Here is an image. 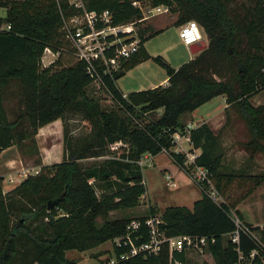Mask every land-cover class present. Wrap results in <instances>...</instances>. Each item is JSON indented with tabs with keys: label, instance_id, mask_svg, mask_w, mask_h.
Returning <instances> with one entry per match:
<instances>
[{
	"label": "trees",
	"instance_id": "1",
	"mask_svg": "<svg viewBox=\"0 0 264 264\" xmlns=\"http://www.w3.org/2000/svg\"><path fill=\"white\" fill-rule=\"evenodd\" d=\"M82 1L87 10H109L112 24L134 22L136 26L138 50L121 59L113 73L102 75V85L115 103L110 107L88 92L93 78L65 37L63 18L78 12L68 0H0V8L5 9L0 26L9 25L0 31V151L15 145L24 157L38 154V128L58 118L65 120L67 115H80L88 130L73 140L64 125L63 159L28 173L6 193L0 177V264H78L66 257V251L89 250L123 235L131 217H111L110 213L141 203L146 192L141 157L166 150L186 173L183 154L171 150L175 146L172 134H185L181 116L216 96L224 95L244 120L250 159L253 153L264 154V0L242 2L232 8V16L227 14L226 0H149L150 6H168L179 22L196 20L207 36V47L177 68L146 51L145 41L160 29L137 26L142 11L132 5L133 0ZM45 47L59 52L47 66L41 63ZM222 58L228 60L229 71L219 75L216 64ZM148 59L165 69L168 83L123 97L115 81ZM260 91L263 103L255 106L250 98ZM8 95L17 97L12 117L5 105ZM189 139L192 148L200 149L195 163L208 170L222 201L214 202L197 184L201 197L192 208L165 207L157 232L165 237H213L206 250L216 264H235L239 255L248 261L252 250L257 251L252 262L264 264L259 239L242 231L238 242L230 237L236 229L233 213L242 219L237 206L264 182V173L223 164L219 138L206 124L189 129ZM26 140L31 142L25 144ZM88 158L100 160L83 164ZM35 161L40 163L38 157ZM244 184L247 188L237 194L233 187L240 189ZM56 198L55 206L48 209V201ZM155 213L149 206L145 216L136 217L141 221L136 243L149 239L144 220L156 217ZM244 224L258 232L264 243V225ZM126 250L127 246L115 245L114 256ZM184 252L170 256L167 242H162L156 253L117 259L113 264H176L174 260L185 264Z\"/></svg>",
	"mask_w": 264,
	"mask_h": 264
},
{
	"label": "rangeland",
	"instance_id": "2",
	"mask_svg": "<svg viewBox=\"0 0 264 264\" xmlns=\"http://www.w3.org/2000/svg\"><path fill=\"white\" fill-rule=\"evenodd\" d=\"M142 5V9L144 10L145 14L148 16L150 13L147 10L152 7L149 4V0H136ZM247 3L248 0H226V10L229 16H232V8L236 7L240 3ZM169 8V7H168ZM5 15V9L0 8V16ZM159 21L160 26L162 29L158 32V34L150 37L148 40L145 41V46L149 49V51L154 52L153 54L162 56L165 61L172 67H178L184 62L187 61L186 53L187 47H185L179 40L178 36V28L174 25L179 22V17L177 13L171 12L169 9L167 12H163L160 14H156L153 16H149L147 19L139 22L137 24L138 27H150L156 28L154 22ZM185 21L179 22V27L185 23ZM137 27V28H138ZM202 39L206 40L208 43V39L206 34L202 30ZM197 55V54H195ZM50 58H41V63L43 66L48 65V59ZM149 64L153 65L155 71L149 72L150 75H156L157 70L164 71L162 66H160L155 61H149ZM217 69L219 70V75L226 74L225 71H229V63L226 58H222L216 64ZM214 77L218 78V74L215 72L212 74ZM12 88V87H11ZM88 92L93 95L95 98L99 99L103 106H113L115 105L114 101L111 99L110 95L104 89V87L96 82H92L90 85L87 86ZM17 97L13 95H8L7 99L5 100V105L7 107V111L10 117L13 116L14 112L17 110ZM220 103L219 98L213 99L211 102L206 103L202 106V109L208 111L210 113L216 110V106ZM201 108V106L199 107ZM198 108V109H199ZM190 113H185L181 116V121L187 125V119L189 123L191 122L192 116ZM190 114L192 117H190ZM185 116H188L186 118ZM73 121L70 122L72 128H78L79 132L86 131L87 124L82 122L80 119V115L75 117ZM185 130V128L183 129ZM77 131V132H78ZM78 132V133H79ZM249 139V133L246 127L244 120L238 115L236 110L232 107L231 112L229 114V120L227 126L223 128V130L219 133L218 142L223 149V156H222V163L231 165L235 169H243L250 173H264V154L263 153H253L252 160L250 159L251 150L247 149L245 146L246 141ZM184 140L183 137L180 138V141ZM31 142L30 140H26ZM187 144H185V147ZM39 156V154H33L31 157ZM30 157V156H27ZM164 155L158 156L155 162H159L157 165L150 162V160H144L142 162L141 170L143 174V178L147 184V189L150 194L151 202H156L155 205L158 206L160 210L164 208V204L173 205V204H183L186 206H191L193 203L192 198H194L195 194H200V188L192 181V179L187 175L184 179L175 178L173 180L174 186L166 184V178L161 168V159ZM36 159V158H34ZM149 162V163H148ZM171 163V162H170ZM88 164V163H87ZM172 165L174 164L171 163ZM33 173V172H31ZM248 184V183H247ZM247 184L242 185V187L236 188L235 192L240 194L247 188ZM99 192V191H98ZM226 197V195L224 196ZM154 205V204H153ZM148 203H146V196L141 198V203L133 208L127 209L124 211H116L111 212V217L127 215L131 217V219L139 216H145L148 213ZM155 210V216L159 219L161 213ZM239 211L241 212L243 223L249 224H258L259 226L264 225V182L260 185L259 188L255 189L248 197H246L243 201L239 203ZM256 237L259 241L264 245V243L260 240L259 233L254 232ZM114 242L113 240H108L92 249L84 250V251H77V250H68L66 251V257L73 258L77 260L78 264H108L111 260L114 259ZM185 264H216L213 256L210 254L209 251H205L204 253H197L193 250H185L184 252Z\"/></svg>",
	"mask_w": 264,
	"mask_h": 264
},
{
	"label": "built area",
	"instance_id": "3",
	"mask_svg": "<svg viewBox=\"0 0 264 264\" xmlns=\"http://www.w3.org/2000/svg\"><path fill=\"white\" fill-rule=\"evenodd\" d=\"M68 3L78 12L63 18V31L65 37L69 40L76 58L84 63L85 71L93 78L94 82L102 85L103 74L110 75L113 73V71L119 67L121 59L128 58L138 50L139 39L136 26L134 22L112 24V15L109 10L105 9L100 12L87 10L82 0H68ZM132 5L139 7L142 11V18L139 19L138 22L147 19L149 16L168 11V6L156 5L147 10V12L150 13L147 16L142 9V5H140L138 1L133 0ZM2 29H9V25L2 24L0 26V31ZM178 36L180 42L185 47H188L202 39V28L196 20L190 19L179 27ZM58 55V51L53 52L49 47H45L41 58L44 59L50 56L48 62L51 63ZM122 96L126 97V94H122ZM181 137H183L187 143L191 144L188 127H185V134H181L179 131L172 134V140L175 145L179 146L177 152L184 156L183 165L186 168V174L196 185L199 184L200 187L204 188L208 196L214 202L220 203L222 198L214 188L208 170L204 166L196 164L194 161L198 153L195 150H186L182 148L180 143H178ZM163 151L167 153L166 150ZM139 164H141L140 161ZM37 172L38 169L33 171L32 174ZM165 178L167 185L173 184L171 175L166 174ZM233 220L236 225V229L230 235L233 242H238L239 231L258 240L250 226L244 224L234 213ZM158 222L159 219L157 217L146 218L144 224L147 227L149 239L136 243L135 241L139 240L141 237V221L135 218L131 219L126 224L125 233L112 239L116 246H127V250L120 253L118 257L114 256V259L108 264H113L117 259L124 260L138 254L156 253L162 242H167L170 256L174 251L181 252L185 250L204 253L208 244L214 242L213 237L204 235L181 234L165 237L162 232H157ZM158 237H161V239ZM256 253V250H252L248 261L239 255V259L235 264H254L252 259ZM174 261L176 264H181L178 260Z\"/></svg>",
	"mask_w": 264,
	"mask_h": 264
},
{
	"label": "crops",
	"instance_id": "4",
	"mask_svg": "<svg viewBox=\"0 0 264 264\" xmlns=\"http://www.w3.org/2000/svg\"><path fill=\"white\" fill-rule=\"evenodd\" d=\"M153 26H156V28H151V29H162L158 20L157 22H154ZM176 27L179 30V26H176ZM204 41L207 45L206 40ZM144 47L146 51L148 52V54H150L151 56H155L153 54L154 52L149 51V49L145 46V43H144ZM194 56L195 54L191 53L187 47V53H186L187 58L186 59L187 60L192 59ZM151 60L152 59H148V60L139 62L132 68L126 70L124 74L115 81L116 86L122 92V94L127 95L131 91L153 88L158 85H166L168 83L167 82L168 78L166 76L165 69L163 67H162L164 69L163 72L157 70L158 72L155 76L154 75L149 76L150 71H153V73L155 71V68H153V65L149 64V61ZM173 68H177V67H173ZM215 98L216 99L219 98L221 104H218L216 106V110H214V112L210 113L208 111H205V109H202V106L204 104L211 102ZM250 101L255 106L262 104L263 103V93L260 91L252 95L250 98ZM206 103L200 105L201 108H199L200 107L199 106L198 107L199 109L196 108L195 110L192 111L191 114L192 116H194V118L190 114V117H192L191 119L193 120H191V122L189 123V120L187 119L186 127L191 129L201 124H206L210 128L211 132L219 138V133L223 130L225 126H227V123L229 120V114L231 112L232 106H230V104L226 102V97L224 95L216 96L212 98L211 100L207 101ZM75 117L76 116L74 115H67L65 120L58 118L38 128L37 133L35 135V140H36V144L38 148V154H39L38 158L40 159V163H37L35 161L34 158H37L36 155H34V157L22 156L15 145H12L0 151V177L3 178L2 188H3L4 193L10 191L15 186H17L25 178V176L28 173L35 171L36 169H38L39 167L43 165H50L52 163L60 162L63 159L64 143H65L64 136H63L64 125H65V128L67 127L68 136L72 137L73 140H75L80 135L78 128H75V127L72 128L71 127L72 125L70 124L71 121L76 119ZM185 117L188 118V116H185ZM87 132L88 130L82 132L81 134H84ZM180 142H181L180 145L182 148L186 150H195L197 153L200 152V149L192 148L191 144L187 143L185 139L181 140ZM185 144H187L186 147H185ZM178 148L179 146L175 145L171 148V150L177 152ZM161 155H164V157L162 158L165 160V162H167L166 164H164V161H162L161 159L162 165H160L161 168L159 169L160 171L163 172V174L171 175L173 180L175 178L184 179L185 176L187 177L186 173L183 172L176 165V163L170 158V156L164 151L159 152L156 155H150L147 153L144 154L140 159V162H141L140 165H142V162L144 160H148V161L150 160V162L154 163V165H157L159 162H155V160L156 158H158V156H161ZM100 158L83 159L82 163L90 164L94 161L100 160ZM170 162L171 163L174 162V164L172 165ZM143 182L146 186V192L144 194V197L146 196V203H148L149 206L156 208V210H158L159 213H161L164 210V208L167 206L183 205L180 203L173 204V205L164 204V208L160 210L158 206L155 205L156 202L154 203L151 202L150 194L148 192L147 184L144 178H143ZM174 184L175 183H173L172 186H174ZM200 197H201V191H200V194H195L194 198H192L193 202L199 199ZM192 205L193 203L191 204V206H186V205H183V206L192 208ZM237 209L239 210V205L237 206ZM252 225L255 226L258 224H252Z\"/></svg>",
	"mask_w": 264,
	"mask_h": 264
},
{
	"label": "water",
	"instance_id": "5",
	"mask_svg": "<svg viewBox=\"0 0 264 264\" xmlns=\"http://www.w3.org/2000/svg\"><path fill=\"white\" fill-rule=\"evenodd\" d=\"M206 47H207V45H206L204 39H200L199 41L189 45L188 49L190 50L191 53L196 54V53H199L200 51L204 50ZM58 200H59V198L49 200L47 203V208L52 209Z\"/></svg>",
	"mask_w": 264,
	"mask_h": 264
}]
</instances>
